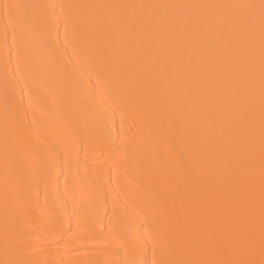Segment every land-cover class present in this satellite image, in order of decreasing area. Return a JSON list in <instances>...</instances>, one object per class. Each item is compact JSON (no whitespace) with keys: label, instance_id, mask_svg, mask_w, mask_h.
Returning a JSON list of instances; mask_svg holds the SVG:
<instances>
[{"label":"bare ground","instance_id":"6f19581e","mask_svg":"<svg viewBox=\"0 0 264 264\" xmlns=\"http://www.w3.org/2000/svg\"><path fill=\"white\" fill-rule=\"evenodd\" d=\"M0 264H264V0H0Z\"/></svg>","mask_w":264,"mask_h":264}]
</instances>
